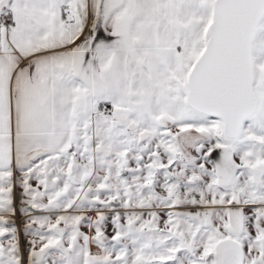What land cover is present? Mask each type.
I'll return each instance as SVG.
<instances>
[{
    "label": "snow or ice",
    "instance_id": "1",
    "mask_svg": "<svg viewBox=\"0 0 264 264\" xmlns=\"http://www.w3.org/2000/svg\"><path fill=\"white\" fill-rule=\"evenodd\" d=\"M0 264H264V0H0Z\"/></svg>",
    "mask_w": 264,
    "mask_h": 264
}]
</instances>
